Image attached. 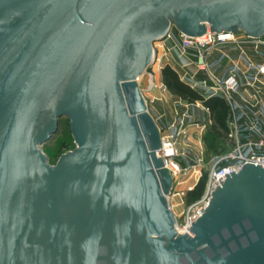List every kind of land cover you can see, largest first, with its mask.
<instances>
[{
    "label": "water",
    "instance_id": "obj_1",
    "mask_svg": "<svg viewBox=\"0 0 264 264\" xmlns=\"http://www.w3.org/2000/svg\"><path fill=\"white\" fill-rule=\"evenodd\" d=\"M172 28L259 39L264 0H0V264H264L262 166L179 230L140 90ZM63 117L76 149L50 165Z\"/></svg>",
    "mask_w": 264,
    "mask_h": 264
},
{
    "label": "rangeland",
    "instance_id": "obj_2",
    "mask_svg": "<svg viewBox=\"0 0 264 264\" xmlns=\"http://www.w3.org/2000/svg\"><path fill=\"white\" fill-rule=\"evenodd\" d=\"M172 32L176 38H179L177 29L172 28ZM155 48L158 61H160L154 69L157 79L155 82L156 87L150 88L148 76L143 78L140 87L144 96L149 100V113L155 117L157 126L161 129L163 136H170L176 140L179 154L177 162L188 175H190L189 173L192 174L195 169L200 172V180L196 189L194 192L188 193L183 199V202L189 205L199 200L205 193L209 173L218 158L224 157L234 150L235 142L234 139L230 138V135L235 136V124H227V115L230 114V109L226 104L218 103V107L215 110L210 109L208 112L202 108L204 107L203 105L201 108H197L195 106L196 100L169 90L166 84L167 81L170 82L166 73L167 70L173 71L180 82L190 87L204 101L203 97L206 98V94L203 82L206 80V76L203 73H198L199 65L197 62L183 56L172 40L164 43L157 42L155 43ZM242 48L246 51V54L247 51L251 52V46L247 47V44L238 46L227 45L220 49H215L207 57L210 73L221 80H225L231 70L237 66L241 69L240 76L242 79L249 67L248 60H245L247 55H241ZM262 51L264 52V49ZM233 58L236 59L234 60ZM238 61L240 63L237 64ZM192 75H196L194 80L190 78ZM242 83L246 82L243 81ZM205 108L208 107L205 106ZM247 108L250 110L247 122L252 119L251 117L259 119L264 116V114L261 115L263 109L251 108L248 105ZM69 124L70 121L67 117L61 118L57 133L47 144L41 147L42 152L48 155L50 165H56L63 155L76 149ZM251 125L248 123L237 124V134L242 144L255 142L259 139V133L251 130ZM243 130L247 132V141L243 140ZM259 132L264 135V128H259ZM259 153H264V151L261 150ZM172 202L174 206H177L181 201L178 198H174ZM176 211L180 215V208L176 207Z\"/></svg>",
    "mask_w": 264,
    "mask_h": 264
},
{
    "label": "built area",
    "instance_id": "obj_3",
    "mask_svg": "<svg viewBox=\"0 0 264 264\" xmlns=\"http://www.w3.org/2000/svg\"><path fill=\"white\" fill-rule=\"evenodd\" d=\"M179 38H176L171 30L168 38L161 41L162 43L172 40L175 46L179 48L181 54L190 60L197 62L198 73H203L206 76V80L203 82L207 102L211 99L219 98L228 102L232 107H236V101H246L248 107H256V109H263L261 115L264 114V65L261 67L255 66L251 60L250 53L246 54L243 49L241 54L247 55L249 67L247 69V75L244 74V81H241V69L235 66L229 76L225 80L219 79L214 76L208 70L207 57L216 49H220L227 45H246L251 46V50L255 55H259L264 49V37L254 39L241 32L239 34L232 33H210L208 36H202L199 38H191L182 34H178ZM160 43V42H159ZM155 49V61L151 64L149 69L145 72L149 77L150 88L156 87L155 66L158 65V55ZM192 58V59H191ZM157 62V63H156ZM191 66V65H189ZM152 71V72H151ZM197 75V74H196ZM196 75H192L191 80L195 79ZM154 79V83H152ZM197 86V84H196ZM204 101H196V107L201 108L209 112V108H205ZM234 124V123H232ZM234 135H230L231 139H234L235 148L230 154L218 158L213 168L209 173L208 185L203 196L194 203L186 205L183 199L188 193L194 192L197 187V183L200 180V172L197 169L193 170L190 175L185 173V170L177 162L179 157L176 140L170 136H163V146L165 149H161L159 152H165L166 158L170 164L172 170L173 190L172 200L178 198L181 202L174 206L172 202V212L178 218L179 230L191 232L193 225L200 219L206 209L209 206V202L212 198L213 192L219 187L218 178H223V172L227 171H240L246 164L262 166L264 169V135L260 134V124L255 123L251 125V130H255L259 133V139L255 142H249L242 144L237 134V124L234 125ZM176 207L180 208V215L177 214Z\"/></svg>",
    "mask_w": 264,
    "mask_h": 264
},
{
    "label": "crops",
    "instance_id": "obj_4",
    "mask_svg": "<svg viewBox=\"0 0 264 264\" xmlns=\"http://www.w3.org/2000/svg\"><path fill=\"white\" fill-rule=\"evenodd\" d=\"M248 53H250V55L253 56L251 60L253 61L255 66L261 67L262 65H264V52L263 51H261L259 55H255L254 52H252V50H251V52H248ZM241 58H243V57L241 56ZM233 59L235 60L236 58H233ZM245 60H247V56H246ZM238 63H240V62L238 61L237 64ZM244 65L247 66L246 64H244ZM244 80H245L244 77H242L241 81L243 82ZM219 100L222 102L221 104H223V103L226 104L227 107L230 109L229 110L230 114L227 115V118H228L227 124H232V123H234V124H247V123L248 124H255V123H258V124H260V129L262 127L264 128V116L260 117L259 119H253V117H251L252 119H249V121L247 122V116H248V112L250 110H248V108H247V102L246 101L238 100V101H236V107L232 108L228 104V102H226L225 100H222V99H219ZM205 106H207V105H205ZM209 110H210V108H209ZM249 115L252 116V114H250V113H249ZM151 116L153 117V115H151ZM153 119L155 120V117H153ZM242 136L244 137L243 140L247 141V132L245 130L242 131Z\"/></svg>",
    "mask_w": 264,
    "mask_h": 264
},
{
    "label": "trees",
    "instance_id": "obj_5",
    "mask_svg": "<svg viewBox=\"0 0 264 264\" xmlns=\"http://www.w3.org/2000/svg\"><path fill=\"white\" fill-rule=\"evenodd\" d=\"M168 78L170 79V82H166L167 87L169 90H171L173 93L185 95L192 100H198L202 101V98L193 90L190 89L187 85L180 82L178 76L171 70L166 71ZM205 105H207L210 109L215 110L218 107V103L221 104V101L218 98L211 99L207 102H204Z\"/></svg>",
    "mask_w": 264,
    "mask_h": 264
},
{
    "label": "bare ground",
    "instance_id": "obj_6",
    "mask_svg": "<svg viewBox=\"0 0 264 264\" xmlns=\"http://www.w3.org/2000/svg\"><path fill=\"white\" fill-rule=\"evenodd\" d=\"M145 76H148L147 73H144V74H143V76H142V78H141V82H142L143 78H145ZM151 82L154 83V79H152ZM140 86H141V83H140ZM140 90H141V87H140ZM141 92H142V90H141ZM142 95L144 96L143 92H142Z\"/></svg>",
    "mask_w": 264,
    "mask_h": 264
}]
</instances>
